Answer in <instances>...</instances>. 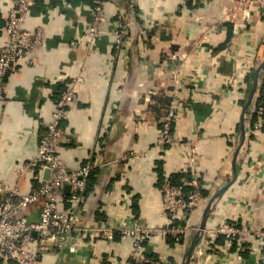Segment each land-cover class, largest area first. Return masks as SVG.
I'll list each match as a JSON object with an SVG mask.
<instances>
[{
  "label": "crops",
  "instance_id": "0c3cea01",
  "mask_svg": "<svg viewBox=\"0 0 264 264\" xmlns=\"http://www.w3.org/2000/svg\"><path fill=\"white\" fill-rule=\"evenodd\" d=\"M95 1L33 0L23 26L43 30L38 61L14 63L0 95L4 188L17 186L25 194L40 184L39 168L28 164L55 99L73 80L75 98L62 121L59 155L68 169L94 165L78 199L73 201L66 186L58 197L61 209L75 206L80 229L64 247L38 253L37 264L128 260L134 239L118 228L135 222L162 225L160 177L181 178L189 164L212 192L193 212L192 225L199 224L215 192L233 181L215 200L205 227L230 219L264 230V120L251 115L262 105V98L258 108L254 100L264 90V71L245 112V138L233 175L244 104L264 59V9L238 0H103L101 34L91 46L84 41L72 46L89 25ZM11 2L0 0V51ZM118 13L130 38L116 50L112 30ZM164 97L178 99L173 133L181 142L174 146L158 143ZM41 207L37 200L21 213L39 221ZM193 230L187 229L181 244L155 233L144 251L181 264ZM218 239L214 248L202 241L190 264H264V237L250 239L240 251L236 245L226 250L225 238ZM0 264L14 262L0 257Z\"/></svg>",
  "mask_w": 264,
  "mask_h": 264
},
{
  "label": "built area",
  "instance_id": "2783aa9c",
  "mask_svg": "<svg viewBox=\"0 0 264 264\" xmlns=\"http://www.w3.org/2000/svg\"><path fill=\"white\" fill-rule=\"evenodd\" d=\"M33 0H12L7 14L6 37L0 51V95L4 89V78L10 67L26 59L29 64L38 61V47L43 40V30L37 27L34 30L24 28L30 4ZM135 1V0H132ZM243 4L248 1L255 3L257 7L264 9V0H238ZM103 0H96L92 9L91 21L81 38L71 41L75 46L80 41L87 42L88 46L101 34V23L104 20ZM113 43L116 50L121 49L130 38V31L122 13L116 14V26L112 30ZM245 87V83H243ZM75 98L74 80L60 92L55 99L54 108L50 119L44 123L45 130L40 136L35 156L28 164L38 167L40 184L29 193L20 194L17 186L4 188L0 182V257H6L14 264H37V254L51 251L53 248L64 247L68 238L80 229V216L75 206L61 209L58 205V197L65 186L69 185L73 191L72 199L79 198L81 191L86 187L87 176L94 169L93 163L82 165L78 169H68L64 160L59 155V145L63 133L62 121L67 115L70 105ZM262 105L258 110L264 120V90L261 93ZM178 99L170 100L164 115L159 119L160 139L162 146H174L181 140L173 133V124L176 118ZM144 113L139 115L143 120ZM145 122V120H143ZM187 160L194 162L192 154L186 151ZM25 167L21 169L24 170ZM48 170V177L44 172ZM191 174L190 179L182 181V186L192 187L184 193L182 186L173 185L169 180L162 183V215L166 221L162 225H142L135 222L130 225H122L118 231L122 235L133 237L134 246L128 260H121L118 264H177L165 257L151 258L144 251V242L148 241L155 233L171 235L175 244L183 242L187 229H195L191 224V216L199 204L205 200L201 190L200 173L193 170L192 164L182 170ZM205 187V185H204ZM42 201L39 221H30L23 215L22 209L34 203ZM183 222V223H181ZM35 233V236H34ZM225 238V249L236 245L237 250L243 249L244 243L252 238L262 239L264 230L241 226L238 221L224 220L211 228H204L203 233L193 253H200L198 247L203 241L206 246L214 248L217 239ZM35 240V241H34ZM34 243V245H33Z\"/></svg>",
  "mask_w": 264,
  "mask_h": 264
},
{
  "label": "water",
  "instance_id": "95a60500",
  "mask_svg": "<svg viewBox=\"0 0 264 264\" xmlns=\"http://www.w3.org/2000/svg\"><path fill=\"white\" fill-rule=\"evenodd\" d=\"M171 64H173V62L171 61ZM263 68H264V59L261 61V63L257 66L255 73L253 75V78L251 80L250 83V89H249V95L247 97V100L244 104V109L242 112V116H241V120H240V129L238 132V136H237V143H236V148L234 151V155H233V175H236V165H235V161H236V157L238 154V151L241 147V145L243 144L244 138H245V112L250 108L251 104L253 103V99L256 93V89L258 87V83H259V78L261 77V75L263 74ZM49 171L46 170L44 175L45 177H48ZM233 181H230L228 183H226L224 186L220 187L215 194L207 201L206 206L203 210L202 216H201V220L199 222V224L196 226V228L193 230V232L191 233L190 239H189V243L188 246L186 248V250L184 251L183 254V261L181 264H190L194 257H193V253L194 250L196 248V245L200 239L201 234L203 233V229L206 226V220L207 217L209 216L210 212L212 211V207L214 205L215 200L221 195V193L228 187L230 186V184H232ZM66 188H70L69 185L66 186Z\"/></svg>",
  "mask_w": 264,
  "mask_h": 264
},
{
  "label": "trees",
  "instance_id": "16d2710c",
  "mask_svg": "<svg viewBox=\"0 0 264 264\" xmlns=\"http://www.w3.org/2000/svg\"><path fill=\"white\" fill-rule=\"evenodd\" d=\"M95 4V3H94ZM261 52V47H259L258 48V51H257V55H259V53ZM60 94V93H59ZM165 104H164V106H165V108L168 106V104H169V100H168V98L166 97H164L163 98V100H162ZM260 101H261V97H260V95L259 96H257L256 97V99L254 100V105L256 106V108H258L259 107V103H260ZM251 115H252V117H253V119H255L256 117L255 116H258V117H261L262 118V115L259 113V111H253V113H251ZM44 130H45V127H44ZM93 171L94 170H92L90 173H89V175L87 176V181L86 182H88V179L90 180V176L92 175V173H93ZM181 178L179 177V178H176V177H172V176H169V175H161V177H160V187L162 186V183L164 182V181H166V180H169L173 185H176V186H182V181L183 180H185V178L186 179H190L191 178V174H189V173H184V172H182L181 174ZM200 181V183H201V185H202V187H201V190L203 191V195H204V197L206 198V200L212 195V192H210V190H208L206 187H204V181L202 180V179H200L199 180ZM87 184V183H86ZM192 187H189V186H185V185H183L182 186V190H183V192L184 193H187L190 189H191ZM181 223H183V222H181ZM168 236H170L169 237V239H171L172 237H171V235H168ZM183 238H182V240H183V242H184V240H185V236H183V235H181ZM220 238H222V236H220ZM219 238V239H220ZM219 239H218V241H219ZM172 240V239H171ZM221 242H222V240H220ZM147 242V241H146ZM146 242H144V244L146 243ZM173 242V241H172ZM145 253H146V251H145ZM146 255H148L149 257H151V258H157L158 256H154V255H151V254H149V253H146ZM145 264H151V263H145Z\"/></svg>",
  "mask_w": 264,
  "mask_h": 264
}]
</instances>
